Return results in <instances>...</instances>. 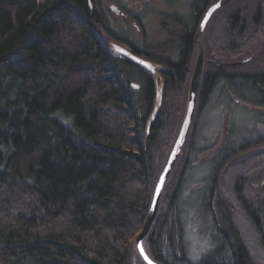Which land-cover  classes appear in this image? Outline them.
Listing matches in <instances>:
<instances>
[{
  "label": "trees",
  "instance_id": "obj_1",
  "mask_svg": "<svg viewBox=\"0 0 264 264\" xmlns=\"http://www.w3.org/2000/svg\"><path fill=\"white\" fill-rule=\"evenodd\" d=\"M90 1L0 0V264H145L136 239L188 84L172 65L154 79L113 53L87 16ZM236 13L264 16V0H231L216 16ZM263 24L249 26L262 33ZM247 161L234 168V198L223 188L231 166L220 172L203 213L215 235L202 264H264V154ZM169 178L143 246L158 264H187L174 255L179 185L169 195Z\"/></svg>",
  "mask_w": 264,
  "mask_h": 264
},
{
  "label": "flooded vegetation",
  "instance_id": "obj_2",
  "mask_svg": "<svg viewBox=\"0 0 264 264\" xmlns=\"http://www.w3.org/2000/svg\"><path fill=\"white\" fill-rule=\"evenodd\" d=\"M119 1L111 0L109 4L105 0L103 11L97 0L90 1L87 16L94 20L96 28L100 30L98 36L121 59H129L155 76L172 65L179 76H184L189 92L202 56V74L195 110L188 137L177 162L179 161V166L183 164L178 180L179 189L188 168L189 173L202 165L211 169L212 177L205 186L206 193L202 198L207 200L201 206L205 213L208 202L213 199L216 182L224 179H220L222 169L231 166L223 183L224 192H227L226 197L229 198L231 190L228 185L232 184L235 166L247 160H257L259 155L264 154V24L262 33L253 32L249 26L252 23L255 27L256 23L264 21V16L245 17L237 13L216 16L230 0L211 16L203 32L198 35L208 10L225 0H176L174 7L186 5V12L176 10L174 13L161 14L164 20L163 31L167 29L171 33L172 28H175L172 38L159 45L143 41L144 44L139 48L114 31V24L120 21L130 24L140 35H144L143 17L138 12L125 9ZM159 1L162 3L164 0ZM144 9L151 13L149 5H145ZM226 11L225 13L228 12ZM166 23L172 26L168 29ZM226 23H231L237 31L226 32ZM259 36L263 37L262 43H257L258 52L252 54L251 47ZM232 45L236 48L230 53L229 46ZM246 50L249 55H246ZM131 56L148 63L151 69L135 62ZM241 62L243 63L239 64ZM258 183L259 181L255 184L259 185ZM232 197L235 196L232 194ZM206 213H210L208 209ZM214 235L212 228L211 239Z\"/></svg>",
  "mask_w": 264,
  "mask_h": 264
},
{
  "label": "rangeland",
  "instance_id": "obj_3",
  "mask_svg": "<svg viewBox=\"0 0 264 264\" xmlns=\"http://www.w3.org/2000/svg\"><path fill=\"white\" fill-rule=\"evenodd\" d=\"M107 1H109V4L111 3V0ZM175 1L176 0H164L162 4L159 0H120L118 3H120L122 7L130 9L132 12H138L140 14L139 16L143 17L142 23L144 25V35H140L130 24L120 21L114 24V27H116L114 31L139 48L144 44L142 43L143 41H146V43L151 45H159V43L172 38L175 32L174 27L172 28L171 33H168L167 29L163 31L164 20L161 17V14L165 12L167 14L174 13L176 10H181L183 13L186 12V5L174 7ZM97 4L100 6L101 10L105 8V0H97ZM145 5H149L152 8L151 13L145 11ZM111 25L112 24H108V26ZM167 25L168 29L172 26L169 23H166V26ZM95 31L98 35L100 30L96 28ZM151 74L153 75V73ZM153 77L156 79L155 75H153ZM158 87L159 89L161 88L160 84H158ZM187 104L188 95L186 107ZM64 121L67 122L66 124L68 126V121L65 119ZM182 165L183 164L181 163L180 166L182 167ZM180 166L175 170L171 177L169 176L171 178H169L170 185L167 189L169 195L173 194L174 187H178L179 185V175H181L182 171ZM189 169L190 168H188L185 175L184 182H182L181 189H179V196L178 198L176 197L177 200L174 204V207L177 208V214L175 216L173 215L175 228L173 248L175 258L178 261L184 260L187 264H202L204 259L213 249L211 221L207 215L205 216V214H203L201 207L207 201L202 198L206 193L205 186L212 177V171L206 165H202L201 168L191 171L190 173ZM230 175H232V173ZM200 186L201 189L199 188ZM228 186L230 187V185ZM165 188L166 187L164 186V190ZM230 192L228 196L229 199H231ZM226 193L227 192H225V195ZM232 205L235 207V212L238 211L235 204L232 203ZM236 218L238 219V217ZM240 218L241 217H239L238 221H240L239 223L242 229L253 237L254 235L250 231L249 226L242 218Z\"/></svg>",
  "mask_w": 264,
  "mask_h": 264
},
{
  "label": "water",
  "instance_id": "obj_4",
  "mask_svg": "<svg viewBox=\"0 0 264 264\" xmlns=\"http://www.w3.org/2000/svg\"><path fill=\"white\" fill-rule=\"evenodd\" d=\"M230 0H225L224 2H219L217 4H215L213 7H211L208 12L206 13V16L201 24V27L199 29V33L198 35H200L208 20L211 18V16L219 9L221 8L223 5L227 4ZM218 5V7H217ZM133 60L143 66H145L148 69H151V66L146 63L143 62L142 60L136 58V57H132ZM201 59L202 56L200 57L197 69L194 73L191 85H190V89H189V94H188V104H187V110H186V114L180 129V132L178 134V137L175 141V144L173 146V149L168 157V160L165 164V167L162 171V173L159 176V179L157 181L156 184V188L153 194V198H152V202L148 211V215L146 217L145 220V224L143 226V229L141 231V233L138 235L137 239H136V249L138 251V253L140 254L141 258L143 259V261L145 262V264H158L157 262H155L154 260H152L148 254L146 253L144 246H143V241L146 238V236L148 235L154 221L155 218L157 216L158 213V209H159V205H160V201L163 195V190H164V186L169 178V176L171 175L173 168L179 158V156L182 153V149L183 146L185 144V141L188 137L189 134V130H190V126H191V122H192V118H193V113L195 110V104H196V99H197V94H198V87H199V83H200V78H201V74H202V66H201ZM243 62L239 63L242 64ZM159 81V79H158ZM158 84H160L158 82ZM134 89H138L137 85H133ZM160 92V89H159Z\"/></svg>",
  "mask_w": 264,
  "mask_h": 264
},
{
  "label": "built area",
  "instance_id": "obj_5",
  "mask_svg": "<svg viewBox=\"0 0 264 264\" xmlns=\"http://www.w3.org/2000/svg\"><path fill=\"white\" fill-rule=\"evenodd\" d=\"M38 7L43 6L47 0H32Z\"/></svg>",
  "mask_w": 264,
  "mask_h": 264
},
{
  "label": "snow or ice",
  "instance_id": "obj_6",
  "mask_svg": "<svg viewBox=\"0 0 264 264\" xmlns=\"http://www.w3.org/2000/svg\"><path fill=\"white\" fill-rule=\"evenodd\" d=\"M217 7H218V5H217Z\"/></svg>",
  "mask_w": 264,
  "mask_h": 264
}]
</instances>
